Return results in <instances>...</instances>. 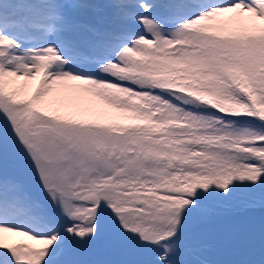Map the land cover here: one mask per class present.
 Here are the masks:
<instances>
[{
    "label": "snow or ice",
    "instance_id": "obj_1",
    "mask_svg": "<svg viewBox=\"0 0 264 264\" xmlns=\"http://www.w3.org/2000/svg\"><path fill=\"white\" fill-rule=\"evenodd\" d=\"M0 264H264V0H0Z\"/></svg>",
    "mask_w": 264,
    "mask_h": 264
}]
</instances>
